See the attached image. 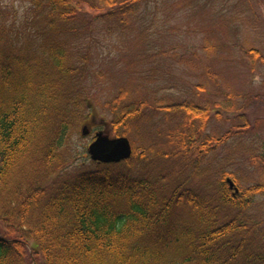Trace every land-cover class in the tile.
Listing matches in <instances>:
<instances>
[{
    "label": "rangeland",
    "instance_id": "1",
    "mask_svg": "<svg viewBox=\"0 0 264 264\" xmlns=\"http://www.w3.org/2000/svg\"><path fill=\"white\" fill-rule=\"evenodd\" d=\"M75 4L76 16L67 24L57 22L64 28L58 31L49 27L48 9L34 0H0V48L24 60L13 65L11 80L35 61H48L56 46L65 49L64 64L73 69L61 86L69 94L68 135L49 155L59 126L51 119L11 172L0 190V235L18 237L2 214L15 209L23 194L39 186L49 195L97 169L88 148L102 131L110 139L127 137L133 150L124 163L110 166L113 172L148 178L161 198L175 195L182 202L149 239L154 248L167 251V264L192 251L182 232L199 225L187 204L193 192L218 206L216 225L232 219L242 224L244 251L229 264H246L244 255L264 252V194L239 210L222 203L220 187L231 178L240 190L230 189L233 196L241 197L248 188L264 185V0H146L123 16L124 25L120 15L102 17V10L90 6H100L99 0ZM253 48L259 50L256 58L249 52ZM181 104L191 107L184 110ZM127 105L125 118L121 113ZM197 105L210 109L201 130L197 113H191ZM46 200L32 207L31 217L42 213ZM239 242L237 236L230 245ZM200 260L197 254L194 262ZM31 264L45 260L36 254Z\"/></svg>",
    "mask_w": 264,
    "mask_h": 264
},
{
    "label": "trees",
    "instance_id": "2",
    "mask_svg": "<svg viewBox=\"0 0 264 264\" xmlns=\"http://www.w3.org/2000/svg\"><path fill=\"white\" fill-rule=\"evenodd\" d=\"M34 1L37 7L48 9L47 19L52 29L63 30L57 22L67 24L76 16L75 0ZM143 1L146 0H99L100 6H90L102 10V17L120 15L124 25L123 16L132 14ZM249 52L254 58L259 54L254 48ZM65 57L63 47H51L48 61L44 64L35 61L25 71L26 75L11 80L16 70L13 65H22L24 60L0 48V190L6 187L11 172L25 159L42 128L51 124V119L57 120L59 126L50 143L49 155L53 153L54 143L62 145L68 135L70 122L65 114L69 94L61 86L73 69L66 67ZM48 71L51 72L44 73ZM35 74H39L37 79ZM46 74L53 77L47 79ZM116 99L121 100L119 96ZM138 104L146 105L144 101ZM130 107L123 108L122 117H128ZM186 107L191 105L180 106L184 110ZM193 110L192 117L197 113L201 130L210 109L197 105ZM190 118L187 116L192 124ZM205 140L202 145L208 146L209 140ZM111 165L116 164H97V169L82 173L74 182L64 183L49 195L43 193L46 189L38 186L23 194L15 209L4 210L2 216L7 218L8 226L18 237L11 240L0 235V264H31L36 254L43 256L45 264H167V251L154 248L149 239L168 223L181 200L175 195L161 198L150 179L135 178L130 172L115 173ZM220 187L222 203L239 210H245L257 194H264L263 184L248 188L241 197L233 196L225 180ZM189 195L186 203L199 219V225L186 228L182 234L189 240L192 251L169 264H194L197 254L200 264H229L240 259L246 240L244 234L239 233L242 224L232 219L216 225L218 206L200 194L197 197L194 192ZM45 197L42 213L37 218L31 217L32 207H37ZM119 201L126 204L119 206ZM237 236L239 244L230 245ZM176 238L181 239L179 235ZM247 256L244 255L246 264L252 261L264 264V252Z\"/></svg>",
    "mask_w": 264,
    "mask_h": 264
},
{
    "label": "water",
    "instance_id": "3",
    "mask_svg": "<svg viewBox=\"0 0 264 264\" xmlns=\"http://www.w3.org/2000/svg\"><path fill=\"white\" fill-rule=\"evenodd\" d=\"M90 129L87 125L83 126L82 134L87 135ZM89 153L92 159L102 162H118L123 159L129 158L132 153L130 141L126 137H119L110 139L108 135L102 132L97 134V139L89 146ZM230 188L235 187V183L231 178L227 179ZM239 189L235 187V192Z\"/></svg>",
    "mask_w": 264,
    "mask_h": 264
}]
</instances>
